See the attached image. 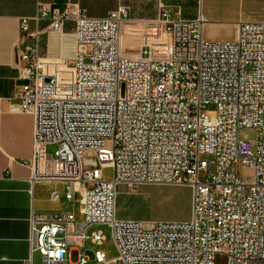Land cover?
<instances>
[{
    "label": "built area",
    "instance_id": "obj_1",
    "mask_svg": "<svg viewBox=\"0 0 264 264\" xmlns=\"http://www.w3.org/2000/svg\"><path fill=\"white\" fill-rule=\"evenodd\" d=\"M126 16L123 5L95 17L66 0L61 8L36 2L32 16L17 18L20 84L11 110L32 120L23 163L30 181L63 182L64 198L74 189L82 203L79 217L29 212L27 264L33 252L39 264H68L76 248L90 250L94 264H214L216 255L222 264H264V17L239 22L231 41H208L201 16L160 6L141 23L132 53L119 48ZM67 21L71 63L43 57L41 35ZM242 127L254 130L253 141L238 137ZM118 184H185L189 216L119 218ZM97 225L108 230L112 258L99 248L105 237L91 229ZM82 250L77 264L88 261Z\"/></svg>",
    "mask_w": 264,
    "mask_h": 264
},
{
    "label": "crops",
    "instance_id": "obj_2",
    "mask_svg": "<svg viewBox=\"0 0 264 264\" xmlns=\"http://www.w3.org/2000/svg\"><path fill=\"white\" fill-rule=\"evenodd\" d=\"M66 0H0V264H27L28 215L31 210L49 215L57 210L71 211L79 217L81 195L72 190L71 197L63 196V182L29 180L30 169L23 161L31 157L32 120L29 114L17 113L11 106L17 102L16 93L20 84L15 67L14 44L18 35L17 18L32 16L36 2L52 8H61ZM83 8L87 15L100 17L118 5L127 8V16L119 23V48L131 50L129 43L140 41L141 23L156 17L160 6L172 16L183 18L202 17L201 38L208 41H231L235 38L237 24L256 21L264 17H246L243 14L255 0H72ZM47 21L37 23L43 28ZM30 28L35 27L29 22ZM73 24H63L60 32L46 31L40 37V54L50 60H65L71 63L75 44ZM138 45V44H137ZM137 49V46H136ZM59 197L51 199V191ZM120 218V217H119ZM86 246L91 245L86 242ZM83 249V248H82ZM82 249L69 251L68 264H77V254ZM88 257L86 264H94L90 250L83 249ZM37 260H33V254ZM31 264H39V255L33 252ZM105 264H111L107 261Z\"/></svg>",
    "mask_w": 264,
    "mask_h": 264
},
{
    "label": "rangeland",
    "instance_id": "obj_3",
    "mask_svg": "<svg viewBox=\"0 0 264 264\" xmlns=\"http://www.w3.org/2000/svg\"><path fill=\"white\" fill-rule=\"evenodd\" d=\"M264 11V0H255L249 9L244 12L243 18L247 16L259 17ZM136 40L129 43L131 50H136L139 42V35H135ZM211 114L212 112H208ZM238 137L254 140L255 133L251 128H239ZM104 146L109 145L108 140H104ZM53 147L46 149L47 153L52 151ZM236 172L241 170L236 168ZM104 178L111 177V168L104 164L102 168ZM190 189L185 184H140L125 186L118 184L116 186L115 210L116 216L120 218H132L141 221L157 220H184L189 216ZM101 229L105 240L99 246L106 255V258H112L115 255V248L109 239L108 230L104 226H93L91 229ZM33 260H37V254H33ZM214 264H222L223 260L219 256L213 257Z\"/></svg>",
    "mask_w": 264,
    "mask_h": 264
}]
</instances>
